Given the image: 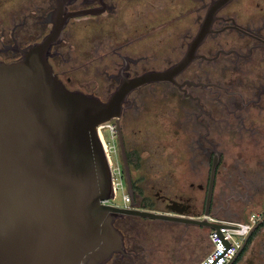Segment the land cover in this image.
Listing matches in <instances>:
<instances>
[{
	"label": "flooded vegetation",
	"instance_id": "flooded-vegetation-1",
	"mask_svg": "<svg viewBox=\"0 0 264 264\" xmlns=\"http://www.w3.org/2000/svg\"><path fill=\"white\" fill-rule=\"evenodd\" d=\"M215 1L0 0V60L19 58L63 25L49 55L55 73L69 89L102 100L193 51L170 80L132 89L110 123L113 164L127 188L130 173L131 204L182 210L204 225L125 215L115 225L132 257L117 253L106 264L151 263L149 228L168 236L173 264H195L211 249L210 223L264 211V0H230L210 13ZM203 24L207 34L195 46ZM230 264H264L262 221Z\"/></svg>",
	"mask_w": 264,
	"mask_h": 264
},
{
	"label": "water",
	"instance_id": "water-1",
	"mask_svg": "<svg viewBox=\"0 0 264 264\" xmlns=\"http://www.w3.org/2000/svg\"><path fill=\"white\" fill-rule=\"evenodd\" d=\"M230 0H216L210 13ZM203 24L193 44L207 34ZM63 33L56 24L43 40L21 49V56L0 60V264H106L115 254L132 257L115 222L125 215L175 222H203L182 210L156 212L115 198L113 171L99 127L118 118L129 92L149 82L170 80L193 59L190 50L162 71L123 81L107 100L71 90L55 73L49 55ZM123 155L126 159L121 139ZM215 175L212 170L210 195ZM128 192L135 197L130 173ZM220 226L210 223L225 247Z\"/></svg>",
	"mask_w": 264,
	"mask_h": 264
},
{
	"label": "built area",
	"instance_id": "built-area-1",
	"mask_svg": "<svg viewBox=\"0 0 264 264\" xmlns=\"http://www.w3.org/2000/svg\"><path fill=\"white\" fill-rule=\"evenodd\" d=\"M105 129H107V132L110 135L109 139L106 133L103 132V130ZM99 131L113 171L115 198L117 196V191L119 189L123 190L124 193L123 206L130 208L132 207L131 195L128 192V188L124 179L123 172L121 168L115 164V162L113 164V154L116 152V147L114 144L116 137L115 125L113 123L102 125L99 127ZM259 221H262L264 223V211L252 213L249 216V218L245 221H230V220L219 221V223L222 224L237 225V226H241V228L226 227V226L219 227V229L222 231L225 237L232 244V247L215 264H230L234 260L240 249L242 248L243 242L247 237V235L249 234L250 230ZM215 231H217V229H212L209 235L211 242L210 251L197 264H208L214 257H216L222 250L225 249L220 239L216 235Z\"/></svg>",
	"mask_w": 264,
	"mask_h": 264
},
{
	"label": "rangeland",
	"instance_id": "rangeland-1",
	"mask_svg": "<svg viewBox=\"0 0 264 264\" xmlns=\"http://www.w3.org/2000/svg\"><path fill=\"white\" fill-rule=\"evenodd\" d=\"M105 133L109 139L110 135L108 134V132ZM123 195H124L123 190L119 189L117 191L116 198L111 202L123 206L124 205ZM144 232L147 235L146 239L148 240V243L152 247V250H154V254L153 252L150 253V256L152 255V258L151 257L149 258H151L152 260L151 263L149 264H173L174 259H176L177 257V254H176V250L174 251V249H172V244L168 236H164L159 232H154L150 228L145 229ZM198 262H196L195 264H197Z\"/></svg>",
	"mask_w": 264,
	"mask_h": 264
}]
</instances>
